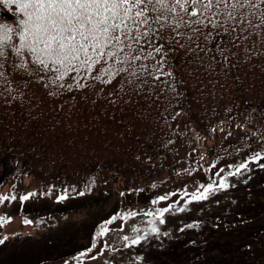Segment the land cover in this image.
<instances>
[{
    "label": "trees",
    "instance_id": "trees-1",
    "mask_svg": "<svg viewBox=\"0 0 264 264\" xmlns=\"http://www.w3.org/2000/svg\"><path fill=\"white\" fill-rule=\"evenodd\" d=\"M14 21L12 13L0 7V23ZM253 43L250 58L241 44L233 49L236 55L227 64L201 53L195 43L177 46L169 59L174 70L172 82L183 93L178 99L167 93L159 100L150 98L147 88L143 93L132 88L121 90V78L110 85L89 81L83 90L58 89L49 84L53 74L17 69L14 65L19 60L10 56L3 69L7 80L0 81V188L11 182L13 194L19 197L31 176L40 183L34 191L36 197L46 200L56 199L66 188L82 190L92 179L95 187L86 195L104 184H117L125 194L136 196L177 192L204 172L194 133L202 129L206 136L215 128L209 138H217L221 130L217 125L222 121L223 130L236 129L246 120L253 121V126L243 128L250 139L213 154L217 165L213 172L245 160L261 150L253 132L257 126L264 129V42L253 35L246 45ZM65 83H71V78ZM156 91L158 95L160 90ZM169 101L170 113L182 110V114L166 123L162 113ZM183 115L181 130L177 122ZM169 124L179 126L181 135L172 134ZM186 125L189 133L185 136ZM182 138L198 147L196 153L190 155L191 150L184 157L176 150ZM170 139L175 142L168 143ZM189 166L199 170L188 175L184 169ZM164 174L167 176L161 179ZM49 189L51 195H45ZM249 228L257 247L264 250V221ZM221 254L227 257L226 252ZM232 256L239 264H264V253L252 262L249 255L240 258L235 252Z\"/></svg>",
    "mask_w": 264,
    "mask_h": 264
},
{
    "label": "snow or ice",
    "instance_id": "snow-or-ice-1",
    "mask_svg": "<svg viewBox=\"0 0 264 264\" xmlns=\"http://www.w3.org/2000/svg\"><path fill=\"white\" fill-rule=\"evenodd\" d=\"M0 7L15 17L14 23H0V81L7 80L3 69L10 56H14L19 60L15 68L36 72L37 75L39 72L51 73L53 76L49 84L66 91L83 90L89 81L110 85L121 78V90L132 88L143 93L147 88L146 95L150 98L156 96L159 100L167 93L174 94L172 99H178L183 93L172 82L174 70L169 59L177 46L190 47L195 43L201 53L211 54L212 59L227 64L236 55L233 49L241 44H245L244 52L251 57L255 43L249 47L246 42L253 35L260 36L264 42V0H0ZM165 33H168L167 37ZM69 77L71 83L66 84ZM157 89L160 90L158 95ZM170 103L165 106L164 113H170ZM164 113L162 115L167 123L176 120L182 110L169 115ZM222 125L223 121L217 127L223 130ZM168 126L172 134L181 135L179 126ZM245 126L252 127L253 121L246 120L236 125L240 130ZM215 131V128L211 129L205 138ZM188 133L189 126L186 125L183 135ZM231 134L228 133L229 136ZM199 136L197 132L195 143L199 142ZM253 137L261 143V150L254 151L239 163L228 165L227 171L219 168L212 173L211 170L217 166L212 163L205 169L206 174H210L207 183H194L191 192L185 187L178 193L158 196L151 201L153 207L150 209H128L102 222L92 246L75 259L81 264L85 257L95 259L89 254L96 247V239L106 236L110 232L109 226L117 219L121 221L117 231L123 232L129 219L141 215L149 218L146 220L148 227L133 226L131 232L134 235L122 236L125 247L139 245L150 235L161 234L157 225L165 223L166 214L185 212L189 204L206 201L211 195L234 187L229 178L243 175L249 170V163L264 168V164L260 163L264 160V129L257 126ZM248 139V136L241 137L242 141ZM174 142L171 139L168 141ZM196 151L193 148L190 155ZM203 159L201 156L200 160ZM203 167L200 164V168ZM198 170L189 166L184 172L191 175ZM94 187L95 180L92 179L82 190L66 188L56 197V202L68 199L71 192L84 196ZM44 194L51 195V189ZM123 195L125 193L122 192ZM177 195L179 200L173 204L154 207ZM36 196L35 192L19 197L15 194L0 196V204L17 199L23 204ZM180 200L184 201L183 205H180ZM10 221L11 217H0V227ZM24 223L31 224L32 221L25 220ZM197 226L189 224L185 227ZM7 239L0 238V244Z\"/></svg>",
    "mask_w": 264,
    "mask_h": 264
},
{
    "label": "rangeland",
    "instance_id": "rangeland-1",
    "mask_svg": "<svg viewBox=\"0 0 264 264\" xmlns=\"http://www.w3.org/2000/svg\"><path fill=\"white\" fill-rule=\"evenodd\" d=\"M227 170V169H225ZM166 175H163L165 177ZM264 172L259 177H253L247 184L252 188L242 189L240 192L243 195L240 196V200H244V206L248 207V203L251 201L259 202V216L258 220H264V215L260 213L264 210ZM40 183L37 179L30 177L27 178L25 187L23 189V194L25 195L30 192H34L38 189ZM190 192L192 189L189 190ZM251 193L252 195H246V193ZM121 191L113 186L105 185L95 196L93 197H71L68 199L57 203L56 200H45L42 198H30L23 204L17 199L13 202L5 201L0 204V217H11V221L5 223L3 227H0V231H8L14 229L17 232V238L15 242L20 244L19 246H14L12 248L19 247L21 250L20 255L24 257H29L35 263L39 257L44 260V264H65L69 262L70 258L74 257L76 254H80L84 251L89 243L93 241L96 232L98 231V226L117 214L118 212H124L132 207L141 204V201H137L136 196H121ZM13 194L12 184H8L0 189V196H8ZM178 197L179 200V196ZM247 198V201L245 200ZM175 200H168L158 204L160 207H166L168 204H173ZM180 205L184 204L183 200H180ZM190 205V206H189ZM187 206V209L196 208L203 210L205 208V202L191 203ZM175 206V205H174ZM228 209V207H227ZM223 209H217L215 202L209 203L206 207V214L211 216L213 211L215 215L222 211ZM184 214L185 212H178ZM199 211L195 212V216L182 217L181 219L189 220L198 217ZM167 215V214H166ZM169 215V214H168ZM149 219L144 216H137L131 218L127 221L124 231H117L118 226H109L110 232L104 236L100 237L99 240L103 243V251L99 253H94L91 256H95V259H90L89 257L83 258V263L89 264H119L118 261L122 258H127V254L121 251L120 248L124 246L122 241V236L134 235L131 232L133 226H139L141 228L148 227L146 220ZM32 221L31 224H25L24 221ZM119 220V219H117ZM177 221V220H176ZM121 222V221H120ZM208 224L215 225L219 224L224 228H230L235 223L233 219H225L223 221H216L215 219H209ZM194 224L188 221L186 225ZM160 230H165L169 234L172 233L176 224L174 222L164 223L163 225H157ZM187 228L186 233H192L197 240H207L222 242L224 237L216 234L214 231H210L205 226L198 227L197 234L194 232V228ZM24 230H32L39 237L28 238L25 241L26 233ZM97 230V231H96ZM183 233V231H180ZM200 235V236H197ZM3 237H6L2 234ZM229 239L228 237H225ZM30 242L29 244H27ZM105 245H108L105 248ZM220 249L223 248L222 244H216ZM181 249V247H179ZM103 253V254H101ZM15 257L20 256L15 254ZM148 257L152 259H159L161 257L160 250L153 249L147 254ZM11 256L8 259H4L0 264H13L11 261ZM140 257V256H139ZM17 262V259L15 260ZM76 264H81V262H76Z\"/></svg>",
    "mask_w": 264,
    "mask_h": 264
}]
</instances>
